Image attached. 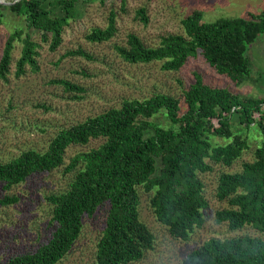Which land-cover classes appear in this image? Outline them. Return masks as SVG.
I'll use <instances>...</instances> for the list:
<instances>
[{"label": "trees", "instance_id": "1", "mask_svg": "<svg viewBox=\"0 0 264 264\" xmlns=\"http://www.w3.org/2000/svg\"><path fill=\"white\" fill-rule=\"evenodd\" d=\"M47 1L0 4V10L7 7L25 21V30H14L4 42L1 79L9 74L16 42L21 44L16 76L23 75L26 67L37 70L38 45L32 33L48 42L51 51L61 44L66 27L75 18L78 0H51L44 7ZM136 14L147 22L145 8ZM1 17L0 13V27ZM202 19L203 12L193 10L180 20L183 34L164 36L155 47H147L136 35L129 34L126 45L116 48L117 54L131 65L159 62L161 69L169 72L179 71L200 54L217 74L240 85L252 73L246 48L264 35V7L245 17L209 23ZM115 32L111 14L104 29H92L85 39L102 44ZM70 55L87 58L82 51ZM56 83L65 90L80 91L66 81ZM160 113L165 114V126L152 121ZM253 128L259 142L252 162L242 164L239 172L221 173L217 179L215 197L226 207L216 211L215 221L225 223L230 231L251 226L264 234V100L209 86L195 75L181 98L158 93L144 99H125L117 108L59 130L43 152L30 149L10 160H0V185L9 190L33 175L59 168L68 147L103 140L98 147L70 159L67 172L80 168L65 192L45 197L52 206L54 229L50 237L35 251L13 256L3 264L59 263L79 238L84 219L92 218L103 205L107 213L95 246V263L131 264L141 260L153 248L155 237L139 218V187L150 194L152 212L169 235L188 241L203 226L208 209L199 175L211 172L216 165L231 167L247 150V133ZM216 139L227 142L220 145ZM17 201L16 197H5L0 205ZM181 264H264V240L250 236L212 238L188 253Z\"/></svg>", "mask_w": 264, "mask_h": 264}, {"label": "rangeland", "instance_id": "2", "mask_svg": "<svg viewBox=\"0 0 264 264\" xmlns=\"http://www.w3.org/2000/svg\"><path fill=\"white\" fill-rule=\"evenodd\" d=\"M48 1L44 7L48 6ZM263 7L264 0H78L75 18L70 20L55 51L49 49L48 42L41 41L38 33H32L33 41L38 45L36 71L26 67L23 75H15V63L21 49V44L15 43L9 74L5 79L0 78V160H10L30 149L43 152L59 130L117 108L125 99H144L158 93L181 98L184 90L194 82L195 75L201 76L209 86L227 88L241 97L264 100V35L247 46L252 73L238 86L211 69L200 54L190 58L179 71L169 72L162 70L159 62L128 64L116 51L117 47L126 45L129 34L136 35L147 47L157 46L164 36L183 34L180 20L193 10H201L203 22L209 23L245 17L249 12L259 13ZM140 8L146 9V23L136 14ZM0 13L1 56L7 37L16 29L25 30V21L7 7ZM53 14L59 15V11L53 10ZM111 14L115 20V36L102 44L88 42L85 35L94 28L104 29ZM76 51H82L87 58L70 55ZM57 81H66L80 91L65 90ZM152 121L159 126L167 124L164 113L156 115ZM247 137V150L231 167L216 165L211 172L199 175L208 209L204 212L203 226L186 242L169 235L152 212L150 194L142 187L138 188L139 218L155 240L153 248L145 252L141 260L131 264H181L188 253L212 238L250 236L264 240V234L251 226L230 231L225 223L215 221L216 211L226 207L215 197L219 175L239 172L242 164L253 160L258 133L253 128ZM102 142L97 139L84 146L72 145L66 149L59 168L33 175L9 190L0 185V200L5 197L18 199L15 204L0 205V264L13 256L35 251L50 237L54 229L52 206L45 197L65 192L80 168L67 172L70 159ZM216 142L224 145L227 141L216 139ZM106 213L107 206L103 205L92 218L84 219L79 238L57 264H96L95 246L104 229Z\"/></svg>", "mask_w": 264, "mask_h": 264}, {"label": "water", "instance_id": "3", "mask_svg": "<svg viewBox=\"0 0 264 264\" xmlns=\"http://www.w3.org/2000/svg\"><path fill=\"white\" fill-rule=\"evenodd\" d=\"M17 1H19V0H15V1L12 2V3H6V2H4L3 0H0V4L3 5V6H11L12 4H14V3L17 2Z\"/></svg>", "mask_w": 264, "mask_h": 264}]
</instances>
